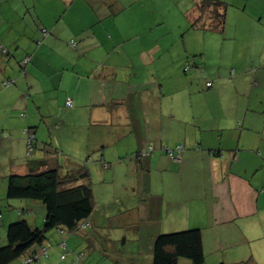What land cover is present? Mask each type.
<instances>
[{"label": "crops", "instance_id": "obj_1", "mask_svg": "<svg viewBox=\"0 0 264 264\" xmlns=\"http://www.w3.org/2000/svg\"><path fill=\"white\" fill-rule=\"evenodd\" d=\"M77 1L83 13L71 10ZM232 1L238 6L231 43L200 50L203 75L198 68L184 71L188 47L178 45L179 32L158 10L160 4H180L184 27L197 15L194 0H35L30 35L13 38L17 49L11 57H20L19 64L0 61V91L9 86L5 80L19 82L14 107L27 108L28 128L36 114L42 120L31 131L36 136L32 151L26 137L0 136L11 153L25 148L29 157L4 172L5 195L10 171L28 172L30 160L46 156L66 171L85 163L97 209L89 229L66 237L70 242L80 236L90 253L101 252L99 264L107 258L151 264L157 235L197 226L205 251L218 243L263 242L264 0ZM72 39L75 46L69 44ZM27 56L31 60L23 68ZM6 128L20 131L0 120L1 132ZM44 129L50 139L43 135L41 141L50 140L61 155H48L37 143V132ZM151 144L155 152L135 156ZM178 144L185 149L175 161L163 147ZM5 202L26 211L4 213V225L21 215L43 225L41 202ZM123 239L124 245L134 243L126 248ZM259 253L264 255V248ZM51 256L68 264V257L50 252L34 264H53Z\"/></svg>", "mask_w": 264, "mask_h": 264}, {"label": "trees", "instance_id": "obj_2", "mask_svg": "<svg viewBox=\"0 0 264 264\" xmlns=\"http://www.w3.org/2000/svg\"><path fill=\"white\" fill-rule=\"evenodd\" d=\"M194 4L197 15H192L191 27H209L221 31L225 29L228 6L226 2L195 0ZM118 12L116 11L115 14ZM43 32L45 35L48 34L46 28H43ZM69 44L75 46L76 42L72 39ZM3 51L6 53L8 49L3 48ZM25 59L28 61L25 62ZM30 60L31 57L27 56L21 61L23 68ZM192 68H198L203 75L207 74L206 68L199 63V59L189 57L184 63L183 69L187 72ZM208 83L211 85L209 86ZM212 85L213 81L207 82L208 87ZM28 129L30 132L32 131L30 128ZM8 135V133H2V136ZM26 140L28 148V136H26ZM43 145V149L48 155L62 154L52 148L48 142ZM152 146L154 149L146 155L156 151V147ZM30 147L31 151L36 147L35 134ZM144 149L139 150L135 156L144 157ZM48 160L46 156L35 161L30 160L28 172H12L7 176L5 195L7 201H10L9 199L39 201L43 204L46 214L42 226L32 225L24 215L11 220L8 226L4 225L6 226V241L4 244L0 242V264H10L16 259H20V264H30L38 261L41 257H48L49 247L46 242L49 237L47 233L53 229L59 236L57 247L62 251V259H66L74 253L71 264H81L86 260L84 250L74 252L69 247L66 234L83 232L92 226L91 216L97 209V203L89 169L85 163H78L76 170L66 171L63 170L62 164H51ZM88 161L89 159L86 162ZM25 211V209L16 208V212L19 214H24ZM2 216L3 214L0 212V219ZM37 246L40 248H36ZM181 257L190 259L193 264L205 262L206 255L201 228L164 232L156 236L151 264H178ZM112 260L115 264H122V262L127 264L126 261L119 258H112Z\"/></svg>", "mask_w": 264, "mask_h": 264}, {"label": "rangeland", "instance_id": "obj_3", "mask_svg": "<svg viewBox=\"0 0 264 264\" xmlns=\"http://www.w3.org/2000/svg\"><path fill=\"white\" fill-rule=\"evenodd\" d=\"M46 2H51L52 0H45ZM227 3V18H226V25L225 29L223 31L218 30V29H210L209 27H191V21H188V23L182 27L180 22L181 15H179L180 11V4L175 3V7H172V5H163L160 4L158 7V10L164 12L166 14L167 22H165L166 25L168 26H174L175 31L179 32V40L180 42L178 43L179 46H181L184 50V47H188V54L192 58L194 56V59H200V50L207 48L209 49H215L214 47L220 48L222 43L228 44L231 43L229 36L230 32L233 30V20H232V15L235 11H237L236 6L237 4L234 5L232 0H222ZM35 0H0V35H4L5 37V43L0 41L4 46L0 45L3 51V47L7 48L10 53H3L0 51V61L4 64V66H8L10 61H15L16 66L19 64V61L21 60L20 57H11V53H15V49L17 47H14L13 43V38L20 39L21 35L22 36H29L31 33V24L32 19L34 17V12L36 11L35 5H34ZM195 2V0H194ZM190 3L187 2L183 4V8H186ZM81 9H77L79 7ZM72 11L75 10L76 13L82 12V7L80 1H77L75 3L74 7L71 9ZM83 13V12H82ZM23 19H22V17ZM26 16V20H24ZM185 16V15H184ZM185 21V20H184ZM185 24V23H184ZM15 36H12L14 35ZM2 38V37H0ZM23 48V47H21ZM196 52H194V51ZM194 54V55H193ZM6 69V68H5ZM15 71L14 68H7L6 71L12 72ZM12 76V75H6ZM6 77V78H7ZM20 89V83L17 82L16 84H12L7 86L6 88H3L0 91V113L5 109V112L3 114H0V120L5 121L6 123H9L13 126H17L20 128V131L17 132H12L9 129H5L7 133L9 132L10 137L12 139H20V137H26L24 133V129L28 128V123H26V120H28L27 116L25 114H28L27 108L25 106L23 107H14V102L19 100V92H17ZM45 110L48 109V105L46 104L44 106ZM2 110V111H1ZM11 112V116L8 117L7 113ZM44 115V113H42ZM45 116V115H44ZM37 121L35 123H30L32 128H30L32 131L36 130V126L40 127L41 117H39L37 114L35 115ZM48 119V117H47ZM22 125V127H19ZM30 126V127H31ZM3 131V129H0V132ZM2 133L0 136H2ZM45 136L46 138L49 137V131L47 130H41L37 132L38 136V142L41 144L40 146L43 145L45 142H50V140H44L41 141L40 136ZM43 136V137H44ZM26 139V138H25ZM2 142V140H0ZM26 147V146H25ZM12 150V149H11ZM17 152L11 153L10 148L5 147L2 143H0V212L2 214L6 213L8 216L11 213H15L16 209L13 207L9 206L5 201L7 199L5 198V185L3 183V175L5 174L4 172L7 171L13 167L15 164L19 163H26L29 159V157L26 154V149L24 148H18L16 149ZM37 152L36 150L33 152V155ZM20 170V169H18ZM12 172H22V171H10ZM6 178V177H5ZM7 182V180H6ZM10 201H18L19 199H9ZM15 206V205H14ZM15 208H18L17 205ZM40 215L42 217L45 216L46 210H40ZM15 220V219H14ZM11 221H8L6 223V226L10 224ZM6 226H4L2 219H0V242L1 244H4L6 241ZM194 228H200V227H194ZM178 230H185V229H177L174 231ZM127 231H124L126 234ZM171 232V231H170ZM56 230H51L47 233V236L49 237L47 240V244L49 245V252L50 255H61L62 251L57 247V242H58V236L55 235ZM70 234V233H69ZM67 235V234H66ZM76 241H72L71 237L69 238L70 242H68L69 247L74 250V252H80L81 250H84L86 253V260L82 262L81 264H99L100 261H98V257H101V252L98 250L93 251V253H90V249L86 248V244L83 241V239L80 236H73ZM121 243L123 246L126 248H130L132 246L131 241L127 243V245H124V242L126 243V240L123 239ZM262 241V240H261ZM258 241L256 243H247V244H242L241 246L236 245H222L218 243L214 247V249L210 251H205V262L202 264H264V255H259L260 251L264 248V241L261 242ZM119 249L122 248V246L118 243ZM55 246V247H54ZM117 246V247H118ZM36 248H40V246H37ZM124 250V248H123ZM130 250V249H129ZM74 257V253L70 254L67 259V263L71 264V259ZM52 263L53 264H62V260L51 256ZM20 259H16L14 262L10 264H20L19 261ZM132 260V261H131ZM129 261V264H139L137 260L131 259ZM40 261V260H39ZM37 261V262H39ZM36 262V263H37ZM105 262V263H104ZM30 263V264H34ZM104 264H115L113 260L110 258L104 259L103 260ZM102 263V264H103ZM51 264V263H50ZM123 264V262H122ZM178 264H193L190 259L187 258H179Z\"/></svg>", "mask_w": 264, "mask_h": 264}, {"label": "built area", "instance_id": "obj_4", "mask_svg": "<svg viewBox=\"0 0 264 264\" xmlns=\"http://www.w3.org/2000/svg\"><path fill=\"white\" fill-rule=\"evenodd\" d=\"M28 61V59H25V62H27ZM13 83V81L12 80H10V79H8V80H5L4 81V85H10V84H12ZM208 85L210 86L211 85V83H208ZM73 104V100L71 99V98H69L68 100H67V105H72ZM24 132L26 133V135L28 136V148H29V151H31V147L30 146H32V140H33V138H34V134L32 133V132H30V130L27 128V129H25L24 130ZM184 145H182V144H179V145H177L176 147H173V148H171V147H164V150H166L167 152H168V154L170 155V157L173 159V160H175V161H179L180 159H181V154H182V152H183V150H184ZM154 149V147L152 146V145H150L147 149H144V151H143V154H147V153H149L150 151H152ZM44 252V251H43Z\"/></svg>", "mask_w": 264, "mask_h": 264}]
</instances>
